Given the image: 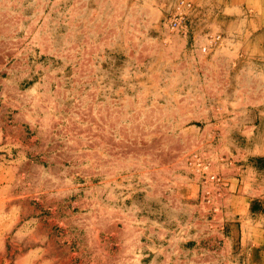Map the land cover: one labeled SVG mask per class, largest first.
<instances>
[{
  "label": "rangeland",
  "instance_id": "obj_1",
  "mask_svg": "<svg viewBox=\"0 0 264 264\" xmlns=\"http://www.w3.org/2000/svg\"><path fill=\"white\" fill-rule=\"evenodd\" d=\"M9 2L27 93L0 97V264H248L264 241L252 0Z\"/></svg>",
  "mask_w": 264,
  "mask_h": 264
},
{
  "label": "crops",
  "instance_id": "obj_2",
  "mask_svg": "<svg viewBox=\"0 0 264 264\" xmlns=\"http://www.w3.org/2000/svg\"><path fill=\"white\" fill-rule=\"evenodd\" d=\"M12 2V1H11ZM11 2L8 5V10L12 9ZM23 0H21L20 6L22 7ZM2 4V0H0V5ZM255 5L254 12L260 13V15L263 16V19L261 17V20L256 24L258 29H255L254 35H252V40L255 42H258L260 40L264 41V0H252V3L249 4L250 6ZM247 5V4H246ZM249 5L246 6L249 7ZM5 7H0V15H3L5 19H3L2 23H8L9 16L13 14V10L8 11ZM259 17V14L257 15ZM10 22V21H9ZM9 24H6L5 26L0 25V97L1 101L5 103L6 107H16L18 104V93L20 92L18 90V83L17 78L20 76L22 68H25L26 66L23 64L25 63V59L22 58L20 49H15V41H16V33L15 31L9 27ZM5 27V32H3V28ZM251 27V26H249ZM260 29V30H259ZM40 84V78H38V82L33 83L32 87H38ZM30 91V90H29ZM20 93H27L21 91ZM4 114V113H3ZM233 179L232 177L229 178ZM225 185H228L226 187ZM223 188V192L228 194V196H231L228 192H230L232 184H225ZM240 188V186H239ZM238 199L242 200V194L238 193ZM240 204V205H239ZM241 203L238 201V204H235L232 206L233 211H237L236 208H240ZM241 216H238L235 218H228L225 226H226V241H229V244H231L232 239L234 238V233L238 230L239 225V232L241 234V223L240 224H234L231 223L235 219H239ZM129 220V218H128ZM262 233V234H261ZM264 236V228L258 229V237ZM237 235V233H236ZM241 236V235H240ZM252 258H248L247 254L248 251L246 249V262L248 264H264V241L262 239H255L254 245H252ZM245 249V248H242Z\"/></svg>",
  "mask_w": 264,
  "mask_h": 264
},
{
  "label": "built area",
  "instance_id": "obj_3",
  "mask_svg": "<svg viewBox=\"0 0 264 264\" xmlns=\"http://www.w3.org/2000/svg\"><path fill=\"white\" fill-rule=\"evenodd\" d=\"M179 6L186 7L187 9L190 8V3L186 1H180ZM185 16L183 14L175 15L171 17L168 21L167 24L170 28L175 29V30H183L185 25ZM184 25V26H183Z\"/></svg>",
  "mask_w": 264,
  "mask_h": 264
}]
</instances>
